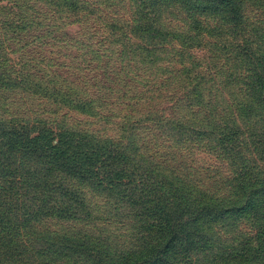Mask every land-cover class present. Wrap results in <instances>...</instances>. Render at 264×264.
I'll return each mask as SVG.
<instances>
[{"label":"trees","instance_id":"trees-1","mask_svg":"<svg viewBox=\"0 0 264 264\" xmlns=\"http://www.w3.org/2000/svg\"><path fill=\"white\" fill-rule=\"evenodd\" d=\"M24 6L2 27L40 31L0 38V264H264V0ZM106 27L152 54L197 30L207 76L171 97L121 87L85 62ZM73 42L90 48L77 65L59 49ZM200 148L225 167L197 164Z\"/></svg>","mask_w":264,"mask_h":264},{"label":"rangeland","instance_id":"rangeland-1","mask_svg":"<svg viewBox=\"0 0 264 264\" xmlns=\"http://www.w3.org/2000/svg\"><path fill=\"white\" fill-rule=\"evenodd\" d=\"M28 1L34 0H0V38L3 36H8L11 34H32L38 33L40 29H18V28H4L2 23H13V26L20 24L24 25V22L20 20L26 17L27 8L24 4ZM43 2V0H39ZM258 9H253L252 15L257 14ZM101 22V21H100ZM101 24H103L101 22ZM92 23L89 22L86 27L91 26ZM16 27V26H15ZM80 26L78 24L67 25L64 28L66 34L69 37L82 39L81 32L79 33ZM98 36L103 35L104 37H110L112 40L108 44L92 46L96 49L93 53L91 59H87L85 62H91V65L97 67V71L104 74V78H112V69L119 71L116 77V81L120 82L122 87L124 81L133 78L137 80L135 84H138L142 88H149L148 94L151 97L161 96L167 94L169 97L178 96L177 92L178 86L182 83V78L188 74L194 72H201L198 75H194L198 78H205L207 76L206 64L203 62L208 56V51L199 42V36L197 35V30H193L191 34L186 36H179L176 34L169 35L164 45L168 46V50L151 53L142 50L141 48H135L134 46L128 47L125 45L123 40H118L120 31L115 27H106L104 30L97 33ZM87 37V36H86ZM232 37V35H231ZM229 38V35L224 31L221 39ZM215 41L214 39H209ZM87 42V40H84ZM78 46V49H76ZM5 49V56L8 58V64L14 67H19V53L10 51L7 48V44L3 45ZM80 47V48H79ZM57 49V48H55ZM61 52L69 53L70 56H66L65 60L67 62L72 61L73 55H78L75 61H80L83 57V52L86 49L84 46H79V44L74 43L68 44L66 46L59 48ZM120 54V56H118ZM62 60V59H61ZM222 62V59H221ZM123 68H120V67ZM76 69L73 70V74L76 73ZM101 77V76H99ZM65 80H61L58 76L55 80L54 85H59L61 83L65 84ZM138 88L134 89L133 92H137ZM120 97L123 93L122 90L116 92ZM125 96H127L124 93ZM196 153L197 164H203L204 167H209L210 169L216 168V170L223 169L226 165L224 159L217 158L211 151L200 148L193 150Z\"/></svg>","mask_w":264,"mask_h":264}]
</instances>
